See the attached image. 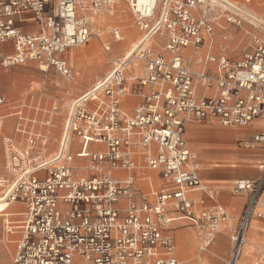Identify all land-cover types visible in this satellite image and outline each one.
I'll list each match as a JSON object with an SVG mask.
<instances>
[{
	"label": "built area",
	"instance_id": "obj_1",
	"mask_svg": "<svg viewBox=\"0 0 264 264\" xmlns=\"http://www.w3.org/2000/svg\"><path fill=\"white\" fill-rule=\"evenodd\" d=\"M252 1L0 0L4 67L34 64L74 80L72 50L90 42L95 17H114L122 4L141 33L132 57L114 60L110 74L71 104L53 155L58 105L16 112L15 136L24 143L3 138L12 178L0 182L9 186L8 204L19 206L1 213L13 264H181L171 234L180 220L198 230L203 252L215 243L230 215L196 197L215 194L201 180L186 130L264 119V16L249 8ZM111 33L114 42L123 40L120 28ZM112 40L102 42L107 54ZM130 97L140 103L127 111ZM7 103L0 94V108ZM245 144L264 147V133ZM259 170V179L232 185L248 202L227 264L240 258L256 215L264 162Z\"/></svg>",
	"mask_w": 264,
	"mask_h": 264
},
{
	"label": "rangeland",
	"instance_id": "obj_2",
	"mask_svg": "<svg viewBox=\"0 0 264 264\" xmlns=\"http://www.w3.org/2000/svg\"><path fill=\"white\" fill-rule=\"evenodd\" d=\"M115 18L104 14L101 15L97 22L94 25L93 36L90 42L81 47H77L73 50L71 57V66L73 68V76L74 80H68L67 78L61 76L60 74L54 72H43L36 65L28 64V65H16L4 67L0 66V94H3L7 97L8 105L6 108L0 110V115H10L13 112H16L17 108L24 109L26 112L30 111L31 106H37L39 102H41V106L44 109H53L54 104L58 105L60 112H63V125L64 119L67 113V110L74 102L76 98L90 90L96 82L101 80L104 76L109 74L113 69V61L119 58H123L124 50L118 51L114 48L110 54H107L103 51L102 41L108 42L112 40V30L114 27H120L123 35H126V31L130 30L135 32V37L140 39L141 33L137 30L136 25L134 23V18L131 15L129 9L128 11L124 9L123 5L115 8ZM116 14H120V17H117ZM125 16V17H124ZM123 19H122V18ZM121 21H119V20ZM115 20V21H114ZM108 21V23H107ZM119 21V22H118ZM115 22V23H114ZM96 31V32H95ZM113 46L117 44L112 40ZM103 53L105 57V62L102 67L98 68V65L95 62H90L99 54ZM122 56V57H121ZM90 64V66H89ZM94 67V68H93ZM110 71V72H109ZM57 82L61 84V87H57ZM65 82L79 86L80 93L75 96H69L67 92V87L65 86ZM83 84V86H81ZM81 86V87H80ZM62 88V96L57 93V89ZM55 95H59L61 98L56 99L53 98ZM17 107V108H16ZM15 116H8L7 118L1 120L3 125L0 128V179H11V175L7 173L4 169V158H3V138L6 136H10L12 130L15 125ZM213 126V124H202ZM221 128L234 130L236 132H242L243 135L241 137H234L230 142H228L227 147L232 151H245V150H257V149H248L246 147L245 141L250 140L255 134L259 132H264V130L260 131L258 129H264V124L255 126H247V127H225L219 125ZM53 137H51V153H54L59 146V141H56V137L60 140L62 135V128L56 129L52 131ZM199 136V135H197ZM196 142H200L199 139L195 140ZM216 144L217 148H221L218 142H213ZM80 151V148L79 150ZM251 165L255 166L257 169L259 168V162L252 163ZM5 186L2 185L0 191H4ZM10 210H8L9 212ZM0 264H7L10 260L11 264V256L8 248H6L3 243L4 239V225H3V217L0 213ZM232 216V215H231ZM240 213L236 214L233 220V226L223 229L220 228L219 233L216 236L215 243L208 248L206 252L200 250L202 246V241L200 239L198 230L190 227L184 226L180 228V231L183 232H192L194 231L197 237H194L196 250L195 253L189 258L183 256V252L181 253L180 244L181 239L179 236L176 237L177 249L179 252L180 262L181 264H227L230 259V255L232 252L233 243L231 241V235L239 226L240 221ZM259 219H262L260 217ZM239 220V221H238ZM251 226L247 230V238L252 235L253 231L251 230ZM258 230H264L263 227H259ZM259 237V236H258ZM248 246L247 240L243 247L245 250ZM194 248V245H193ZM243 252V250H242ZM241 252V255H242ZM240 255V257H241ZM252 260L256 262H261L264 259V249L261 245L257 246L256 251L251 255Z\"/></svg>",
	"mask_w": 264,
	"mask_h": 264
},
{
	"label": "crops",
	"instance_id": "obj_3",
	"mask_svg": "<svg viewBox=\"0 0 264 264\" xmlns=\"http://www.w3.org/2000/svg\"><path fill=\"white\" fill-rule=\"evenodd\" d=\"M232 1L239 2V3L243 2V0H232ZM260 1L261 0H253L249 8L253 10L254 12H256L257 14L264 16V6L259 5ZM122 5L124 6V9L128 11V7L124 4ZM125 36L123 37V39L125 38ZM248 41L249 39L247 38L243 40L242 50H244V48L247 47ZM120 42H123V40ZM72 53H73V50L70 54V64H71ZM99 54L90 62V64L98 58ZM102 66L103 64L100 65V67ZM50 72H54V71H50ZM106 76H104L101 80L96 82L95 85L90 90L86 91L85 93L80 95L75 100L81 98L88 92L92 91L94 87H96L97 84L100 83ZM65 86L67 87V92L69 96L71 97L72 96L76 97L80 93L79 86L77 87L74 85H70L66 82H65ZM81 86H83V84H81ZM62 92H63L62 88L57 89V93H59V95L61 96H62ZM59 95H55L53 98L60 99L61 97ZM139 103H140V99L138 98H134V97L126 98L124 99V102H123V108L127 111H130L135 106H137ZM7 105L0 108V110L6 108ZM16 110L18 111L19 108H17ZM16 112L11 113L10 115L11 116L13 115L16 117ZM10 115H0V119L3 120ZM27 115H33V112L28 111ZM15 124H16V119H15ZM263 124H264V119H258V120H255L249 126L253 127V129H256L254 128L255 126H259ZM219 125L220 124L215 123L213 124V126L199 125V124L189 126L186 130V140L188 142L190 149L193 152L197 153V155L199 156V159L201 162L200 176H201L202 182L206 184L207 186H209L211 189H213L214 194H215L213 199H210L206 195H202V194H199L196 197L198 199H203L205 206L207 207H214L218 205V206L224 207L227 210V212L230 215V220L228 223L222 226L221 229H223L224 231L225 228L233 226L234 222L232 218L236 214L240 213V216L242 217L245 206L248 202V197L246 195H234L232 193V190H231L232 185L236 180H239V179L257 180L261 177V171L259 170V168L257 169L255 166L251 164L255 162H259V166H260V164L264 162V147L257 148V150H245V151H235L234 152L230 150L225 144L230 142V140H232L234 137H241L243 133L236 132L230 129L221 128ZM55 126L56 127L53 129V131L59 128H62V131H63V112H60L58 118L55 120ZM14 128H15V125H14ZM14 128L12 130V133L10 134V137H16L20 144L24 143L23 142L24 137L15 136ZM258 130L262 131L264 129H258ZM259 133H264V132H259ZM196 139H199L200 142H196L195 141ZM56 141H59L60 143V140L57 137H56ZM213 142H218L221 144V146H224V147L217 148L216 144H214ZM54 153L50 152V155H53ZM14 206L15 207H13L12 209H9L10 213H14L18 211L19 206L18 205H14ZM258 211L261 213V216H258L256 214L250 222V226L252 228L251 230L253 231V233L251 236H249V238H247V243H248L249 248L247 249L246 252L243 249L242 255L239 258L237 264H264V259L261 262H256V261H253L251 257V255L256 251L257 246L261 245V247L264 249V230H258L260 226L264 228V191L261 197V204L258 207ZM241 217L239 219H241ZM260 217H262V219H259ZM184 226L193 227L185 220L174 222L171 225V228L173 229L171 234L175 241L176 255L179 261H180V257H179V252L177 249V243H176L177 236H179V238L183 237V239H181L179 250H181V253L183 252L184 257L189 258L195 253V250H196L194 237H197V235L195 234L194 231L192 232L180 231V228ZM232 235H231V241H232ZM10 239H13V238H9L4 233L3 243L5 244L6 248H8L10 252V256H11V261L13 263L12 255H13L15 246L13 242H10ZM193 245H194V248H193ZM7 264H11L10 260L8 261Z\"/></svg>",
	"mask_w": 264,
	"mask_h": 264
},
{
	"label": "bare ground",
	"instance_id": "obj_4",
	"mask_svg": "<svg viewBox=\"0 0 264 264\" xmlns=\"http://www.w3.org/2000/svg\"><path fill=\"white\" fill-rule=\"evenodd\" d=\"M258 2V1H257ZM99 16H101V15H99ZM99 16H97V17H95L94 18V20H95V22H96V20H97V18L99 17ZM116 16L117 17H120V14H116ZM125 17V16H124ZM113 18H115V17H113ZM122 18V17H121ZM123 19V18H122ZM119 20V19H118ZM115 21V20H114ZM119 21H121V20H119ZM118 21V22H119ZM107 23H108V21H107ZM115 23V22H114ZM95 28V27H94ZM93 28V29H94ZM96 32V31H95ZM141 39V38H140ZM139 42H140V40L139 39H137L136 37H135V32H133V31H130V30H128V31H126V36H125V38L123 39V42H118L117 44H115L114 46H113V48L115 49V50H118V51H122V50H124L123 52H124V56H123V58H126V59H129V58H131L132 57V55L134 54V52H135V50L137 49V47H138V45H139ZM122 57V56H121ZM122 58V59H123ZM95 62V64H97L98 65V67H100V65H102V64H104V62H105V57H104V54L103 53H101V54H99V56H98V58L94 61ZM110 72V71H109ZM0 182H3L1 179H0ZM2 185L3 186H5L4 188V191H0V213H5V212H8V210L9 209H12L13 207H15L13 204H8V202H7V198L4 196V194L7 192V190L9 189V186L7 185V184H5V183H0V188L2 187ZM260 204H261V200H260V202H259V205H258V207L260 206ZM258 207H257V210H256V214L258 215V216H261V213L258 211ZM0 217H1V215H0ZM249 248V246H247V248L245 249V252L247 251V249ZM239 260V259H238ZM238 262V261H237ZM237 264V263H236Z\"/></svg>",
	"mask_w": 264,
	"mask_h": 264
}]
</instances>
